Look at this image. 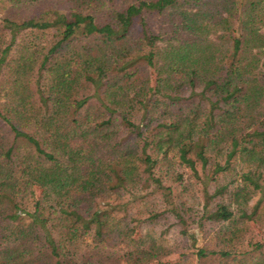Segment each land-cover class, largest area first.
Returning a JSON list of instances; mask_svg holds the SVG:
<instances>
[{
  "label": "trees",
  "instance_id": "obj_1",
  "mask_svg": "<svg viewBox=\"0 0 264 264\" xmlns=\"http://www.w3.org/2000/svg\"><path fill=\"white\" fill-rule=\"evenodd\" d=\"M46 10L0 20V86L15 80L0 98V264L190 259L170 227L142 234L161 221L197 264H264L247 237L264 234V0Z\"/></svg>",
  "mask_w": 264,
  "mask_h": 264
},
{
  "label": "rangeland",
  "instance_id": "obj_2",
  "mask_svg": "<svg viewBox=\"0 0 264 264\" xmlns=\"http://www.w3.org/2000/svg\"><path fill=\"white\" fill-rule=\"evenodd\" d=\"M12 0H0V20L1 17L6 16L7 13L11 12L13 15H16L17 18L20 17H24L27 16L28 14L34 12L35 10L38 11H47L46 9L50 6H55V7H66V0H39L38 3H36L35 5L33 4V8L31 10L25 8H15L11 2ZM67 5H69V2L67 3ZM27 9V10H26ZM33 10V11H32ZM153 21H152V25H153V29L157 32H160V30L168 28L169 23L163 22L164 18L163 17H158L155 16L153 17ZM264 32V30H263ZM41 35V34H38ZM33 37L34 36H28L26 37L27 41L29 43H33ZM52 34H48L47 36H42V39L39 38L38 40V44H41L43 42H45L46 40H52L51 39ZM213 41H216L219 45L221 44V40L218 38V36L213 35L212 36ZM20 56V49L17 50L14 54V58H17ZM12 76V75H11ZM10 74H4L3 78H2V83L0 86L1 92H2V96L0 98H2V101H4L7 97V95H11L9 88L11 87L12 84H15V80L13 77H11ZM190 195H193L196 197V206L194 209V214L199 215L200 211L203 207V186L202 183H197L196 185H194ZM173 222H167V221H161L158 222L157 224L151 225V226H146L144 228V230H142V234H152L154 237H156L157 239L160 238L161 233H163L166 229H168V227H170V233L167 236V242L169 244H173L175 242L180 243L182 246H184V251L182 252H186L188 254H192L190 259H182L180 255L175 254L172 255L170 257L164 258L162 259L159 263H155V264H197V258L193 255L195 252V248H193L189 241L185 240V237L182 236L180 234V231L176 228V227H171V224ZM197 226H194L192 230V232H194L197 236L199 235V232L197 231ZM249 231H248V235L249 236H255L257 237V240H259L260 242L264 243V234L263 232L259 229V227L257 225H250L249 227ZM209 230H214V228H211V226L209 227ZM141 232L139 235H141ZM214 234V232H210L209 234ZM208 232L206 233V236L209 237ZM206 241H203L202 244H200L201 246L205 243ZM207 264H211L210 262H208Z\"/></svg>",
  "mask_w": 264,
  "mask_h": 264
}]
</instances>
